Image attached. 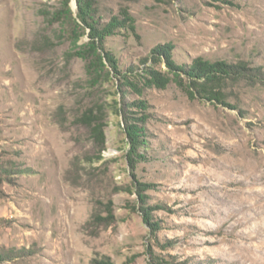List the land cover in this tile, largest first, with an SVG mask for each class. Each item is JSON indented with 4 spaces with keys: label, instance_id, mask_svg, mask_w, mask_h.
Segmentation results:
<instances>
[{
    "label": "rangeland",
    "instance_id": "374dc122",
    "mask_svg": "<svg viewBox=\"0 0 264 264\" xmlns=\"http://www.w3.org/2000/svg\"><path fill=\"white\" fill-rule=\"evenodd\" d=\"M69 5L0 0V264H264V0L94 2L99 28L135 20L102 42L123 74L168 44L179 64L262 73L228 83L224 104L174 83L139 94L106 61L90 73L91 30ZM93 111L103 146L80 122Z\"/></svg>",
    "mask_w": 264,
    "mask_h": 264
},
{
    "label": "trees",
    "instance_id": "16d2710c",
    "mask_svg": "<svg viewBox=\"0 0 264 264\" xmlns=\"http://www.w3.org/2000/svg\"><path fill=\"white\" fill-rule=\"evenodd\" d=\"M94 2L95 0H78L79 6V18L83 21L88 28H90V37L93 42L86 47L80 56L89 57L90 65L88 71L90 73H98L101 75L103 70L107 68L105 61L108 63L111 72L119 71L118 60L112 53L105 50L103 40L106 36L114 34L117 28H129L135 31V20L127 10H123L121 17H115L111 23L103 28H99L94 19ZM70 0H65V5L68 7L71 13ZM173 46L171 44L165 46H158L154 48L149 57L144 59L145 68L143 71L137 73L136 67L133 66L128 74H123V84L139 94L143 92L144 87H156L158 89H166L170 84L174 83L181 88H187V92L191 98L205 99L210 102H216L224 104L226 101L225 88L228 83H238L241 81H250L254 83L255 79H262V73L256 69H251L246 63L241 62L238 64H229L226 61H211L203 57H198L190 64H179L173 57ZM151 61V65H149ZM165 64L167 71H162L157 68V65ZM108 71V77L111 74ZM138 76L139 78H137ZM143 80V85L141 81ZM141 85V86H140ZM141 109L146 107L145 103L141 102L138 106ZM95 114L94 111L86 113L80 118V122L92 128L95 138H97L101 145L105 144V123L104 118ZM127 135L135 149V152L139 147L144 146V140L142 139V128L137 124H129L126 128ZM136 156H129V163L135 162ZM149 185L139 184L136 194L139 196V203L141 212L152 226H156L151 219L152 207H148L147 197L144 192ZM109 261L103 260L101 264H108Z\"/></svg>",
    "mask_w": 264,
    "mask_h": 264
}]
</instances>
